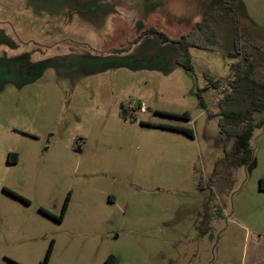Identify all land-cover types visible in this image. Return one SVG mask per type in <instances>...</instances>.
Returning <instances> with one entry per match:
<instances>
[{
    "label": "rangeland",
    "instance_id": "374dc122",
    "mask_svg": "<svg viewBox=\"0 0 264 264\" xmlns=\"http://www.w3.org/2000/svg\"><path fill=\"white\" fill-rule=\"evenodd\" d=\"M243 56L264 82V0H0V264H264V124L241 166L218 127Z\"/></svg>",
    "mask_w": 264,
    "mask_h": 264
},
{
    "label": "trees",
    "instance_id": "16d2710c",
    "mask_svg": "<svg viewBox=\"0 0 264 264\" xmlns=\"http://www.w3.org/2000/svg\"><path fill=\"white\" fill-rule=\"evenodd\" d=\"M144 33L157 34L164 42L169 41L163 34L154 29H149ZM204 39L207 40V44L210 43L211 45H205ZM216 41V33L210 30L204 23H200L186 36L175 43L179 45L182 55L185 57L188 48L200 49L207 48L208 46V49H213L215 47L211 46L215 45ZM177 64L182 66L186 71H189L187 66L179 62ZM254 69L253 63L248 62L244 56L240 58L233 69L230 79L225 82L227 92L223 91V104L219 107V112L217 114L220 135H224L227 138L232 137L234 140L231 156L226 154V157L235 166L245 165L251 160L252 153L249 148L253 131L256 128H261L264 124V119L257 123H254L253 119L255 114L264 112V82L257 79L254 74ZM240 125L242 128L238 129ZM187 133L191 136L190 132ZM6 192L14 198L28 203L26 199L13 192ZM66 206L67 201H65L61 214L58 217L51 216L45 211L41 212L55 220L61 221L66 211ZM52 245L53 243L51 242L42 264H47L52 251Z\"/></svg>",
    "mask_w": 264,
    "mask_h": 264
},
{
    "label": "flooded vegetation",
    "instance_id": "af4514ba",
    "mask_svg": "<svg viewBox=\"0 0 264 264\" xmlns=\"http://www.w3.org/2000/svg\"><path fill=\"white\" fill-rule=\"evenodd\" d=\"M48 62L49 61L41 62L40 64L37 65L38 67L36 65H23V68H24V70H22L23 77L31 76L32 74L38 75V69H40V71H41V69L44 70L45 68H47Z\"/></svg>",
    "mask_w": 264,
    "mask_h": 264
}]
</instances>
